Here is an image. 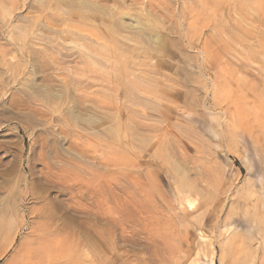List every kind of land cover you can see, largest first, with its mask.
<instances>
[{"label":"rangeland","instance_id":"rangeland-1","mask_svg":"<svg viewBox=\"0 0 264 264\" xmlns=\"http://www.w3.org/2000/svg\"><path fill=\"white\" fill-rule=\"evenodd\" d=\"M27 220L64 264H264V0H0V264Z\"/></svg>","mask_w":264,"mask_h":264},{"label":"bare ground","instance_id":"bare-ground-1","mask_svg":"<svg viewBox=\"0 0 264 264\" xmlns=\"http://www.w3.org/2000/svg\"><path fill=\"white\" fill-rule=\"evenodd\" d=\"M193 206L188 202V206ZM21 230H26L24 239L18 244L10 264H64L66 251L62 242L47 234L42 227H36L34 222L29 225L28 220L22 225ZM15 241L11 240L7 249L12 248ZM6 250L0 255V259L6 255Z\"/></svg>","mask_w":264,"mask_h":264}]
</instances>
